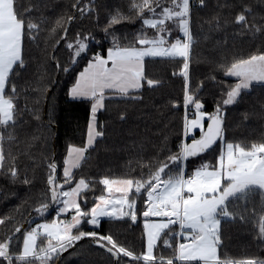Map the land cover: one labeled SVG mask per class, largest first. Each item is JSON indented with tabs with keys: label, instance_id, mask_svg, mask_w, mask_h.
<instances>
[{
	"label": "snow or ice",
	"instance_id": "snow-or-ice-1",
	"mask_svg": "<svg viewBox=\"0 0 264 264\" xmlns=\"http://www.w3.org/2000/svg\"><path fill=\"white\" fill-rule=\"evenodd\" d=\"M68 7L69 13L47 34L53 49L48 60L68 75L66 95L90 105L86 139L82 146L68 144L59 161L45 151L47 175L42 195L30 204L24 201L31 209L29 215L34 212L41 222L33 227L17 210L24 222L18 221L19 226L0 239V264H57L64 253L83 242L103 249L110 264H264L259 257L233 259L222 252L221 231L223 221L237 218L234 202L242 201L247 210L248 202L259 196L258 236L264 240V141L241 145L229 142L225 134L226 108L236 105L242 93L255 84L264 87V47L218 63L214 71L236 82L208 77L219 87V98L214 95L215 107L209 111L201 94L204 82L195 84L191 71L196 43L194 13L208 9L209 0H128L126 11H109L103 23L99 10L104 5L96 0H75ZM221 8L228 10L230 19L220 13ZM81 18H95V28L73 31ZM137 22L134 31H123ZM208 24L214 31L232 27L264 36V16L257 19L256 8L247 0L218 4ZM96 28L107 47L96 40ZM40 30L30 9L18 5V0H0V174L21 182L29 191L36 185L4 145L13 142V130L22 123L17 78L27 69V46L39 40ZM61 49L67 56L63 63L55 54ZM159 61L173 64L176 70L171 75L182 82V104L170 103L172 110L183 108L176 150H169L163 159L158 157L138 176L104 175L98 180L103 187L95 194L97 182L82 175L76 179L75 170L87 162L89 151L105 135L98 114L107 110L110 97L140 101L141 90H155L161 81L149 78L146 64ZM41 90L47 96V86ZM33 114L40 118L37 111ZM214 151L217 154L209 161L207 155ZM196 160L198 166L189 170L188 164ZM53 206L55 215L49 218ZM252 216L256 217L255 209ZM141 217L140 253L103 231L105 219L138 225ZM239 218L246 219L243 213ZM14 219L0 218V225ZM161 244L171 255L159 251Z\"/></svg>",
	"mask_w": 264,
	"mask_h": 264
},
{
	"label": "trees",
	"instance_id": "trees-1",
	"mask_svg": "<svg viewBox=\"0 0 264 264\" xmlns=\"http://www.w3.org/2000/svg\"><path fill=\"white\" fill-rule=\"evenodd\" d=\"M72 2L75 0H18V5L32 11L33 22H39L41 30L39 40L27 46V69L17 78L19 106L23 109L18 119L22 123L13 130V142L9 144L6 141L4 147L6 152L11 149L20 169L27 172L36 187L29 191L21 182H13L8 176L0 174V218L15 217L12 223L0 225V239L19 226L18 221H29L31 226L41 222L34 212L29 215L31 209L24 201L28 200L30 204L42 195L41 189L47 175L43 155L45 151L59 161L68 144L82 146L86 139L90 105L87 101L72 100L66 95V88L70 86L68 75L58 71L55 62L50 63L48 60L53 49L47 42V34L55 27L58 19L69 13L68 5ZM88 2L89 0H83V3ZM230 2L231 0H209L208 9L194 13L196 43L191 64L192 79L197 85L204 82L201 94L207 101L209 111L214 110L213 97L215 95L219 98V87L216 82L208 80V77L215 75L217 81L224 79L228 83L236 82L234 78H225L221 72L214 71L218 63L225 58L230 61L235 56H247L264 47V36L259 33L253 36L251 32H240L232 27L219 31L210 30L208 20L213 9L218 4ZM247 2L256 8L257 19L264 16V5H260V0ZM96 3L104 5L99 10L103 23V18L109 11L118 8L126 11L128 0H96ZM219 11L230 19L227 9L221 8ZM95 26V18H81L73 26V31H81L83 28L92 30ZM138 27L137 22L128 25L123 31H134ZM95 34L96 40L107 47L108 42L103 39L98 28ZM93 46L97 51L100 50L95 42ZM55 54L62 63L67 59L63 49ZM174 70V65L166 61L147 63L146 72L149 78L161 81L155 90H141L140 101L120 97H111L106 101L107 110L98 114V121L104 125L105 135L89 151L90 158L87 162L75 170L76 179L82 175L97 182L95 194H99L103 187L98 184V180L104 175L138 176L142 172L146 173V166L156 163L158 157L163 159L169 150H176L183 108L172 110L170 107L173 100L182 104V82L179 77H172ZM49 80L52 83L49 84ZM45 85L50 90L47 100L41 90ZM34 111L38 112L39 119H36ZM50 116L52 119L49 127ZM121 116L125 118L121 119ZM225 123V134L229 142L250 146L253 142L264 141V87L255 84L251 90L242 93L236 105L226 108ZM216 154L215 151L209 153L207 159L214 160ZM199 163V160L189 163V170ZM91 196L92 193L89 194L90 199ZM242 205V201L234 202L233 209L237 212V218L222 222V252H226L233 259H264V240L259 238L257 226V219L261 214L260 198L253 197L248 202L247 210ZM18 209L23 212L24 221H21ZM253 209L255 218L252 216ZM241 213L246 219L239 218ZM48 215L49 218L55 215L54 206ZM142 219L141 217L138 225L105 219L102 221L103 231L105 234L110 232L121 243L140 253L143 240ZM28 226L26 223L25 228ZM40 243L38 240V244ZM159 251L165 256L171 255V250H164L162 244ZM58 264H110V259L103 249L83 242L74 251L65 253Z\"/></svg>",
	"mask_w": 264,
	"mask_h": 264
},
{
	"label": "water",
	"instance_id": "water-1",
	"mask_svg": "<svg viewBox=\"0 0 264 264\" xmlns=\"http://www.w3.org/2000/svg\"><path fill=\"white\" fill-rule=\"evenodd\" d=\"M52 54H53V50H52V52H51V55H52ZM49 94H50V90H48V94H47V96H46V98H45L46 100H47ZM25 226H26V223H25ZM64 254H65V253H64ZM64 254H63V255H64ZM63 255H62V256H63ZM62 256H61V257H62ZM61 257H60V259H61ZM60 259H59V260H60ZM59 260H58V262H59ZM58 262H57V264H58Z\"/></svg>",
	"mask_w": 264,
	"mask_h": 264
},
{
	"label": "rangeland",
	"instance_id": "rangeland-1",
	"mask_svg": "<svg viewBox=\"0 0 264 264\" xmlns=\"http://www.w3.org/2000/svg\"><path fill=\"white\" fill-rule=\"evenodd\" d=\"M68 219H70V216H69V218H68ZM38 223H39V222H38ZM141 223H142V226H143V219H142ZM34 226H35V225H34ZM34 226H33V227H34Z\"/></svg>",
	"mask_w": 264,
	"mask_h": 264
},
{
	"label": "crops",
	"instance_id": "crops-1",
	"mask_svg": "<svg viewBox=\"0 0 264 264\" xmlns=\"http://www.w3.org/2000/svg\"><path fill=\"white\" fill-rule=\"evenodd\" d=\"M110 98H111V97H110ZM68 218H69V217H68ZM68 218H67V219H68Z\"/></svg>",
	"mask_w": 264,
	"mask_h": 264
}]
</instances>
